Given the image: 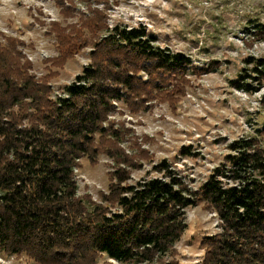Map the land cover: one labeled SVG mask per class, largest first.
Here are the masks:
<instances>
[{"label": "trees", "instance_id": "obj_1", "mask_svg": "<svg viewBox=\"0 0 264 264\" xmlns=\"http://www.w3.org/2000/svg\"><path fill=\"white\" fill-rule=\"evenodd\" d=\"M49 28L57 39L55 63L89 45L91 61L55 98L47 76L22 59L23 41L0 43V254L26 255L29 264H95L100 257L109 264H181L175 244L188 228L186 209L200 205L216 213L219 228L202 237L201 264H264V125L230 143L199 186L167 159L154 165L157 175L131 184L133 170L153 155L114 116L117 103L134 112L155 102L175 107L191 85L188 71L201 69L144 27L109 26L97 5L76 22L54 20ZM251 32L264 39V24ZM245 63L232 83L256 92L264 86V57ZM260 104L264 109V94ZM101 154L112 170L97 202L78 194L76 170L81 158L96 164Z\"/></svg>", "mask_w": 264, "mask_h": 264}, {"label": "rangeland", "instance_id": "obj_2", "mask_svg": "<svg viewBox=\"0 0 264 264\" xmlns=\"http://www.w3.org/2000/svg\"><path fill=\"white\" fill-rule=\"evenodd\" d=\"M0 0V43L8 38L23 41L22 59L32 62V71L47 76L53 96L66 88L91 61L92 45L57 64V39L50 32L54 20L63 25L76 22L88 5L105 8L109 26L144 27L157 44L182 51L192 57L200 72L188 71L191 85L175 107L155 102L149 109H133L117 103L114 116L133 127L142 145L153 155L132 172L131 184L157 175L154 165L167 159L186 181L199 186L230 152L229 145L241 137L258 134L264 125L260 99L264 86L256 92L237 89L232 81L251 56L264 57V39L256 40L253 24H264V0ZM108 5V6H107ZM67 7V8H66ZM65 8V9H64ZM89 34V32H87ZM219 64L207 68L211 62ZM120 111H123L121 113ZM147 137V140H146ZM128 152L129 142H124ZM189 147L191 153L182 150ZM112 160L104 154L93 164L81 158L76 170L78 194L101 201L107 191ZM188 228L175 244L181 264H201L202 237L219 231L216 213L200 205L186 209ZM100 257L95 264H109ZM113 264H124L112 261ZM0 264H29L26 255L0 254ZM133 264V263H126Z\"/></svg>", "mask_w": 264, "mask_h": 264}]
</instances>
